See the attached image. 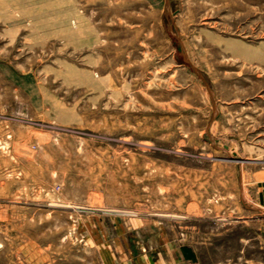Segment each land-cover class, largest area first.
<instances>
[{"label":"rangeland","instance_id":"obj_1","mask_svg":"<svg viewBox=\"0 0 264 264\" xmlns=\"http://www.w3.org/2000/svg\"><path fill=\"white\" fill-rule=\"evenodd\" d=\"M14 1L0 264H264V0Z\"/></svg>","mask_w":264,"mask_h":264},{"label":"bare ground","instance_id":"obj_2","mask_svg":"<svg viewBox=\"0 0 264 264\" xmlns=\"http://www.w3.org/2000/svg\"><path fill=\"white\" fill-rule=\"evenodd\" d=\"M16 1V0H15ZM14 1V2H15ZM20 2V1H19ZM23 2V1H22ZM27 2V1H26ZM49 4H51V3H46L45 4V6H42V9L43 10H47V9H49V8H51V7H54L55 5H49ZM44 5V4H43ZM28 8V7H27ZM30 8V7H29ZM32 8V7H31ZM30 8V9H31ZM36 9V8H35ZM38 9V8H37ZM39 10V9H38ZM38 10H36L35 12H38ZM40 11H41V9H40ZM26 12H27V10H26ZM29 12V11H28ZM43 12V11H42ZM39 13V12H38ZM41 13V12H40ZM11 14V13H10ZM52 14V13H51ZM55 14V13H54ZM22 15V14H21ZM26 15V14H25ZM64 24V23H63ZM45 27V26H44ZM48 27V26H47ZM245 53L247 54V52H244V51H242V52H240V54H244L245 55ZM73 73H74V70H73ZM92 82V81H91Z\"/></svg>","mask_w":264,"mask_h":264},{"label":"crops","instance_id":"obj_3","mask_svg":"<svg viewBox=\"0 0 264 264\" xmlns=\"http://www.w3.org/2000/svg\"><path fill=\"white\" fill-rule=\"evenodd\" d=\"M183 262L182 261H179V264H182ZM234 264H247V258L244 262H236Z\"/></svg>","mask_w":264,"mask_h":264}]
</instances>
